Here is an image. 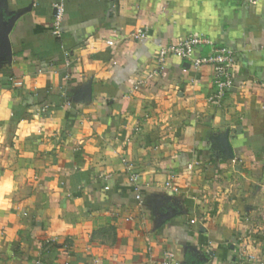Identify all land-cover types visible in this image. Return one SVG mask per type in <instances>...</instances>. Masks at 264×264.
Here are the masks:
<instances>
[{
    "label": "crops",
    "instance_id": "crops-1",
    "mask_svg": "<svg viewBox=\"0 0 264 264\" xmlns=\"http://www.w3.org/2000/svg\"><path fill=\"white\" fill-rule=\"evenodd\" d=\"M53 2L0 0V264H264V0H64L60 39ZM190 34L235 56L219 107L211 65L155 71Z\"/></svg>",
    "mask_w": 264,
    "mask_h": 264
},
{
    "label": "built area",
    "instance_id": "built-area-1",
    "mask_svg": "<svg viewBox=\"0 0 264 264\" xmlns=\"http://www.w3.org/2000/svg\"><path fill=\"white\" fill-rule=\"evenodd\" d=\"M246 2L250 5H255L258 0H246ZM53 8L54 14L51 33L56 39H60L62 37V23L65 13L64 0H54ZM131 35L135 40H142L147 37V31L142 28H137ZM108 44H112V42L108 41ZM201 45H209V52L204 55H195L196 48ZM168 56L185 59L195 68L203 65H211L213 67V90L208 95L207 100L216 107L222 104L226 91L233 85L231 71L235 64V56L230 49L224 46H217L210 38L202 34H190L174 42L159 45L155 53V61L157 64L156 72L164 69L165 60ZM15 84L18 85L20 82H15ZM136 179L137 174L133 172L129 174V181L134 185L136 198L140 200L141 194L136 184ZM165 186L170 187L173 191H177V187L173 186L170 181H166ZM239 252L249 259H254V254L248 252L246 246L240 247ZM172 261V254L166 253L163 263L171 264ZM36 264L42 263L36 260Z\"/></svg>",
    "mask_w": 264,
    "mask_h": 264
},
{
    "label": "water",
    "instance_id": "water-1",
    "mask_svg": "<svg viewBox=\"0 0 264 264\" xmlns=\"http://www.w3.org/2000/svg\"><path fill=\"white\" fill-rule=\"evenodd\" d=\"M16 15L8 18L4 23H0V51L9 59L11 57V44L9 40V32L12 28Z\"/></svg>",
    "mask_w": 264,
    "mask_h": 264
},
{
    "label": "clouds",
    "instance_id": "clouds-1",
    "mask_svg": "<svg viewBox=\"0 0 264 264\" xmlns=\"http://www.w3.org/2000/svg\"><path fill=\"white\" fill-rule=\"evenodd\" d=\"M14 187V183L10 179L0 183V191L10 192Z\"/></svg>",
    "mask_w": 264,
    "mask_h": 264
}]
</instances>
